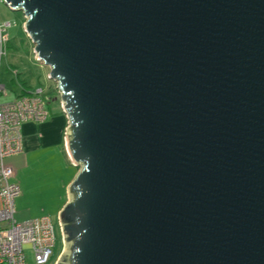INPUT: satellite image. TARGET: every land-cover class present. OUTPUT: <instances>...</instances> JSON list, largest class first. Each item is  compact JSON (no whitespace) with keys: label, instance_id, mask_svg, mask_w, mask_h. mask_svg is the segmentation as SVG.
<instances>
[{"label":"water","instance_id":"obj_1","mask_svg":"<svg viewBox=\"0 0 264 264\" xmlns=\"http://www.w3.org/2000/svg\"><path fill=\"white\" fill-rule=\"evenodd\" d=\"M4 1L81 165L57 264H264V0Z\"/></svg>","mask_w":264,"mask_h":264},{"label":"built area","instance_id":"obj_2","mask_svg":"<svg viewBox=\"0 0 264 264\" xmlns=\"http://www.w3.org/2000/svg\"><path fill=\"white\" fill-rule=\"evenodd\" d=\"M12 26L10 21L0 23V60L2 47L9 40L7 31ZM34 57L36 61L42 62L35 52ZM56 86L59 108L66 116L67 128L70 125L69 116L64 109L57 82ZM4 92L5 86L0 82V94ZM50 101L48 92L38 88L26 91L11 101L0 102V264H49L54 252L56 233L50 216L43 215L25 221L15 218L16 199L21 189L15 179L14 168L6 162L8 157L23 152L22 125L30 121L43 122L51 116ZM66 128L64 150L72 164L80 165L72 158ZM59 225L64 239L60 215ZM28 251L32 254L31 262L28 261Z\"/></svg>","mask_w":264,"mask_h":264},{"label":"crops","instance_id":"obj_3","mask_svg":"<svg viewBox=\"0 0 264 264\" xmlns=\"http://www.w3.org/2000/svg\"><path fill=\"white\" fill-rule=\"evenodd\" d=\"M25 19L23 20V25H25ZM8 39L6 45L2 47V55L5 56L2 57L1 55L0 60V82L5 86V92L0 94V102L11 101L26 91L34 90L31 88H33L32 85L36 84L35 78L40 76L45 69L43 64H38L39 62L33 64L31 56L28 55V45L18 34V29L13 35L8 32ZM30 42L32 44L31 48L34 50V44L31 40ZM47 71L49 73V69ZM12 76H16V79ZM51 108L52 114L46 121H30L22 125L23 152L10 156L6 160L7 164L11 165L15 170V179L18 173L27 169L31 170L36 164H39L40 169L44 170L63 166V164L65 166L62 149L64 148V131L67 120L66 116L60 111L59 106H51ZM61 168L58 167V170ZM77 174L78 168L75 171H71V177L66 182L62 183L61 181L58 184L61 189H64V194L52 211L57 215L69 201L68 187ZM55 182L56 180L51 182H48L47 179L45 180L44 188L46 193H51ZM20 195H22V189ZM37 217L38 215L33 218Z\"/></svg>","mask_w":264,"mask_h":264},{"label":"rangeland","instance_id":"obj_4","mask_svg":"<svg viewBox=\"0 0 264 264\" xmlns=\"http://www.w3.org/2000/svg\"><path fill=\"white\" fill-rule=\"evenodd\" d=\"M24 19V12L13 10L5 3L4 0H0V23L10 21L14 24V26H12V29H8L7 34L8 32H11V34L13 35V33L18 29V34L21 38H23V40L26 41L28 45V55L31 56L33 64H35L38 63V61H35L34 52L31 48L32 44L24 29V25L22 24ZM3 56L5 55H2V57ZM38 64H43V67L45 69L43 73L40 74V76L35 78L36 84L32 85L33 88L31 89L43 88L45 91H47L49 96L51 97L49 105L50 109L52 110L51 106H59V97L58 91L56 89V82L49 79L48 77L47 70L49 69V67L42 62H39ZM12 77L15 78L16 76ZM62 150L65 166L63 164V166H56L55 168L51 167L44 170L40 169L39 164H36V166H34L31 170L27 169L18 173L16 178L18 183L21 184L19 186L22 189V195H20V197L16 199L15 218L18 221H24L37 215L38 217L42 215H48L51 217L52 224L56 233V242L54 252L49 264H54L57 260H59L66 246V242L62 237V232L59 225V214L57 215L56 213L52 212L54 207L58 204L59 199L62 198V195L64 194V189H61L58 184L61 181L62 183L66 182L71 177V171H75L77 168L79 171L81 167V165L72 164L70 158L66 156L67 154L64 148ZM58 167L62 168L58 170ZM46 179L48 182L56 180V182L53 183L54 185L52 187L51 193H46V190L44 188V182ZM31 255V252L28 251L29 262L32 261Z\"/></svg>","mask_w":264,"mask_h":264},{"label":"flooded vegetation","instance_id":"obj_5","mask_svg":"<svg viewBox=\"0 0 264 264\" xmlns=\"http://www.w3.org/2000/svg\"><path fill=\"white\" fill-rule=\"evenodd\" d=\"M65 261V258L61 259L60 262L58 264H61Z\"/></svg>","mask_w":264,"mask_h":264}]
</instances>
